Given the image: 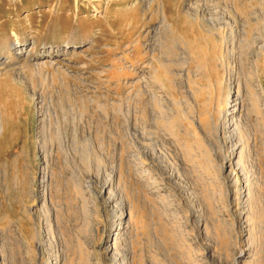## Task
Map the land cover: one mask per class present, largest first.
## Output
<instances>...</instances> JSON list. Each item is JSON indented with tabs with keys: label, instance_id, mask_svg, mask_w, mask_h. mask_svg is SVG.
<instances>
[{
	"label": "rangeland",
	"instance_id": "rangeland-1",
	"mask_svg": "<svg viewBox=\"0 0 264 264\" xmlns=\"http://www.w3.org/2000/svg\"><path fill=\"white\" fill-rule=\"evenodd\" d=\"M0 264H264V0H0Z\"/></svg>",
	"mask_w": 264,
	"mask_h": 264
},
{
	"label": "bare ground",
	"instance_id": "bare-ground-1",
	"mask_svg": "<svg viewBox=\"0 0 264 264\" xmlns=\"http://www.w3.org/2000/svg\"><path fill=\"white\" fill-rule=\"evenodd\" d=\"M13 50H14V51H20V47H19V45L14 46V47H13ZM226 109H227V108H226ZM229 115H230V114H227V115H225V116H229ZM227 118H228V117H227ZM230 119H231V118H230ZM230 119L228 118L227 121H230ZM227 121H226V122H227ZM114 233H115V232H114ZM113 241H114V240H113Z\"/></svg>",
	"mask_w": 264,
	"mask_h": 264
},
{
	"label": "water",
	"instance_id": "water-1",
	"mask_svg": "<svg viewBox=\"0 0 264 264\" xmlns=\"http://www.w3.org/2000/svg\"><path fill=\"white\" fill-rule=\"evenodd\" d=\"M67 50H70V49H77L76 47H73V46H70V47H66Z\"/></svg>",
	"mask_w": 264,
	"mask_h": 264
}]
</instances>
